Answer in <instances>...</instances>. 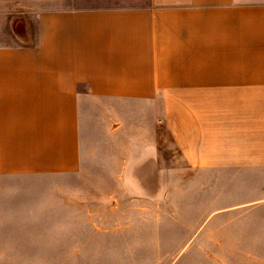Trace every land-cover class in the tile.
I'll return each mask as SVG.
<instances>
[{"label": "crops", "instance_id": "0c3cea01", "mask_svg": "<svg viewBox=\"0 0 264 264\" xmlns=\"http://www.w3.org/2000/svg\"><path fill=\"white\" fill-rule=\"evenodd\" d=\"M141 119L195 171L227 174L210 183L212 232L224 218L225 232H264V0H0V232H42L41 212L19 207L43 200L45 179L117 157L129 128L138 143ZM124 233L82 264H152L169 239L185 261L194 246Z\"/></svg>", "mask_w": 264, "mask_h": 264}, {"label": "rangeland", "instance_id": "374dc122", "mask_svg": "<svg viewBox=\"0 0 264 264\" xmlns=\"http://www.w3.org/2000/svg\"><path fill=\"white\" fill-rule=\"evenodd\" d=\"M140 122L138 143L130 140V128L124 131L117 157L94 156L76 176L45 179L44 201L19 207L20 215L41 212L43 231L0 232V264H82L91 254L88 249L109 243L115 232H142L144 238L145 232H187L188 245L194 244L187 260L176 257L177 244L169 239L164 248H154L160 252L152 264H264V232H225V218L214 222L222 232H212L206 220L210 183L225 182L227 174L192 169L162 125L160 130L153 126L156 156H142L153 128ZM214 193L221 195L220 205L231 203L227 189Z\"/></svg>", "mask_w": 264, "mask_h": 264}]
</instances>
